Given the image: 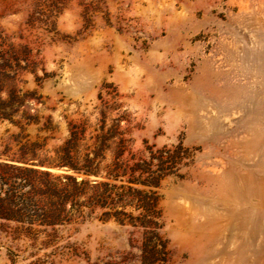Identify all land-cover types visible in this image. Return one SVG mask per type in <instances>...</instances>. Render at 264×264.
Returning a JSON list of instances; mask_svg holds the SVG:
<instances>
[{"label": "rangeland", "instance_id": "obj_1", "mask_svg": "<svg viewBox=\"0 0 264 264\" xmlns=\"http://www.w3.org/2000/svg\"><path fill=\"white\" fill-rule=\"evenodd\" d=\"M7 143L103 148L50 170L108 204L31 226L55 199L1 167L0 264H264V0H0Z\"/></svg>", "mask_w": 264, "mask_h": 264}, {"label": "trees", "instance_id": "obj_2", "mask_svg": "<svg viewBox=\"0 0 264 264\" xmlns=\"http://www.w3.org/2000/svg\"><path fill=\"white\" fill-rule=\"evenodd\" d=\"M64 156L60 161H49L45 156L41 157L39 146L35 144H22L16 151H13L10 143H7L0 150V168H9L15 171L13 176L19 183L26 184L35 198L49 196L53 201L49 206H42L37 210H33L28 224L33 226L39 221L43 225H52L55 222L48 221V218L57 215L59 216L70 201L80 199L86 194V190L92 192L86 201L98 203L100 208H106L108 198L104 196V192L98 194L101 188L109 186L107 182L77 178L70 174H55L51 172V168L63 169L64 171H73L74 173L84 176L103 177L102 162L104 156L103 148H99L91 157L85 156V164L78 165L77 152L72 153L71 149L64 148L62 150ZM4 175L0 174V180H4ZM39 211V212H38ZM103 215L109 218L110 213L104 212ZM42 218V219H40ZM20 221V219H17Z\"/></svg>", "mask_w": 264, "mask_h": 264}]
</instances>
